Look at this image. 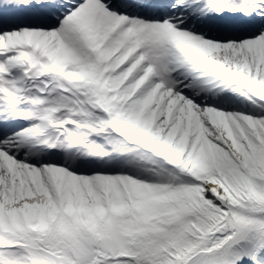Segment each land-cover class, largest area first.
Wrapping results in <instances>:
<instances>
[{
  "label": "snow or ice",
  "instance_id": "snow-or-ice-1",
  "mask_svg": "<svg viewBox=\"0 0 264 264\" xmlns=\"http://www.w3.org/2000/svg\"><path fill=\"white\" fill-rule=\"evenodd\" d=\"M0 264H264V0H0Z\"/></svg>",
  "mask_w": 264,
  "mask_h": 264
}]
</instances>
